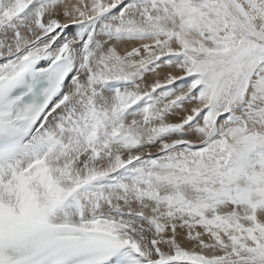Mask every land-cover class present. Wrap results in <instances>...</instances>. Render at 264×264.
Listing matches in <instances>:
<instances>
[{
  "label": "snow or ice",
  "instance_id": "snow-or-ice-1",
  "mask_svg": "<svg viewBox=\"0 0 264 264\" xmlns=\"http://www.w3.org/2000/svg\"><path fill=\"white\" fill-rule=\"evenodd\" d=\"M0 264H264V0H0Z\"/></svg>",
  "mask_w": 264,
  "mask_h": 264
}]
</instances>
